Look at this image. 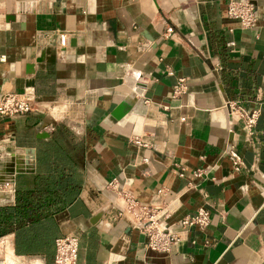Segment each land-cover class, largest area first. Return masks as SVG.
Wrapping results in <instances>:
<instances>
[{
	"label": "crops",
	"instance_id": "1",
	"mask_svg": "<svg viewBox=\"0 0 264 264\" xmlns=\"http://www.w3.org/2000/svg\"><path fill=\"white\" fill-rule=\"evenodd\" d=\"M227 1L0 0V94L32 100L28 112L0 116V150L24 169L18 188L32 185L48 125L78 145L80 189L54 214L58 234L78 237L76 264L263 263L264 0H248L249 27L226 14ZM178 77L185 88L172 95ZM229 99L259 106L250 135L223 107ZM229 144L241 155L238 171ZM113 179L143 202L156 203L158 186L174 193L171 229L200 205L208 223L189 227L166 252L147 249L138 227L117 214ZM13 199L0 191V204ZM0 242L12 264H46L15 254L12 233Z\"/></svg>",
	"mask_w": 264,
	"mask_h": 264
},
{
	"label": "built area",
	"instance_id": "2",
	"mask_svg": "<svg viewBox=\"0 0 264 264\" xmlns=\"http://www.w3.org/2000/svg\"><path fill=\"white\" fill-rule=\"evenodd\" d=\"M226 14L235 19L240 27H249L255 20L254 4L248 0H228L226 4ZM166 31L171 27L167 26ZM66 40L65 33L58 34V41L64 45ZM2 55H0V59ZM185 88V78L178 77L172 87V95H177ZM31 95L28 92L16 93L7 91L0 94V116L13 117L15 115L26 113L31 109ZM229 115L238 117L241 120L242 128L247 135L253 132V126L256 122L259 106L245 108L237 101L229 99L223 103ZM54 126L48 125L47 131H53ZM132 141L136 144L145 143L138 137ZM227 155L230 159L231 168L238 171L242 168V159L240 153L234 145L229 144ZM10 155L0 150V191L8 196L14 192V176L18 172L16 167L22 168L21 165L8 163ZM183 168L179 174H182ZM200 169L194 170L195 175L200 174ZM107 186L113 189L121 199L118 215H126L143 234V245L147 249L166 252L172 243L186 237L187 230L191 226L199 228L208 223V210L200 205L192 213H185L176 221L174 229L169 228L167 218L172 212L171 205L175 199V194L170 193L166 187L158 186L155 190L156 203L139 201L130 193L123 189L117 188L115 179L109 181ZM168 195V198H164ZM53 257L52 264H76V255L78 247V237L74 233H61L54 237L53 240ZM4 243L0 242V264H12L6 258ZM264 264V261L263 263Z\"/></svg>",
	"mask_w": 264,
	"mask_h": 264
},
{
	"label": "trees",
	"instance_id": "3",
	"mask_svg": "<svg viewBox=\"0 0 264 264\" xmlns=\"http://www.w3.org/2000/svg\"><path fill=\"white\" fill-rule=\"evenodd\" d=\"M77 144L58 128L35 146V172L30 187H14L11 203L0 204V236L12 233L15 254H39L46 264L58 235L54 214L80 189L76 172Z\"/></svg>",
	"mask_w": 264,
	"mask_h": 264
},
{
	"label": "bare ground",
	"instance_id": "4",
	"mask_svg": "<svg viewBox=\"0 0 264 264\" xmlns=\"http://www.w3.org/2000/svg\"><path fill=\"white\" fill-rule=\"evenodd\" d=\"M7 83H8V82H7ZM4 86H5L4 88H7L6 85H4ZM58 108H59V107H58ZM58 108H57V106L55 107L56 110H57ZM59 110H60V108H59ZM59 110H58V111H59ZM60 111H61V110H60ZM57 114H59V113L57 112ZM118 201H119V204H121V199H120V198H119Z\"/></svg>",
	"mask_w": 264,
	"mask_h": 264
},
{
	"label": "water",
	"instance_id": "5",
	"mask_svg": "<svg viewBox=\"0 0 264 264\" xmlns=\"http://www.w3.org/2000/svg\"><path fill=\"white\" fill-rule=\"evenodd\" d=\"M22 170H24V169H23V168H18V167H16V171L20 172V171H22Z\"/></svg>",
	"mask_w": 264,
	"mask_h": 264
},
{
	"label": "rangeland",
	"instance_id": "6",
	"mask_svg": "<svg viewBox=\"0 0 264 264\" xmlns=\"http://www.w3.org/2000/svg\"><path fill=\"white\" fill-rule=\"evenodd\" d=\"M1 7V6H0ZM9 161H8V163H10V159H8Z\"/></svg>",
	"mask_w": 264,
	"mask_h": 264
}]
</instances>
